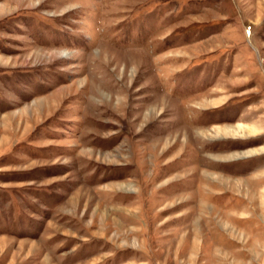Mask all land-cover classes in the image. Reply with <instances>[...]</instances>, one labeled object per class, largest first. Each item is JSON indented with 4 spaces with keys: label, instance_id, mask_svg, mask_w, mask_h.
<instances>
[{
    "label": "rangeland",
    "instance_id": "rangeland-1",
    "mask_svg": "<svg viewBox=\"0 0 264 264\" xmlns=\"http://www.w3.org/2000/svg\"><path fill=\"white\" fill-rule=\"evenodd\" d=\"M0 264H264V0H0Z\"/></svg>",
    "mask_w": 264,
    "mask_h": 264
},
{
    "label": "bare ground",
    "instance_id": "bare-ground-1",
    "mask_svg": "<svg viewBox=\"0 0 264 264\" xmlns=\"http://www.w3.org/2000/svg\"><path fill=\"white\" fill-rule=\"evenodd\" d=\"M160 198V197H159ZM161 199V198H160ZM188 235H189V233H188Z\"/></svg>",
    "mask_w": 264,
    "mask_h": 264
}]
</instances>
